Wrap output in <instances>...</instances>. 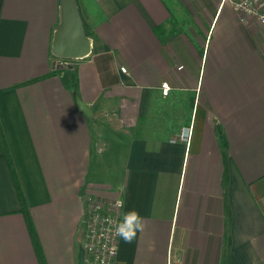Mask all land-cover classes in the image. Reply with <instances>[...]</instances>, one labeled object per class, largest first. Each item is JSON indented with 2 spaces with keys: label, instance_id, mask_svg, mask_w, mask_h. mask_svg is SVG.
I'll use <instances>...</instances> for the list:
<instances>
[{
  "label": "crops",
  "instance_id": "obj_1",
  "mask_svg": "<svg viewBox=\"0 0 264 264\" xmlns=\"http://www.w3.org/2000/svg\"><path fill=\"white\" fill-rule=\"evenodd\" d=\"M75 3L90 50L59 60V0H0V264L84 262L86 195L146 225L112 264H264V24L225 0Z\"/></svg>",
  "mask_w": 264,
  "mask_h": 264
},
{
  "label": "built area",
  "instance_id": "obj_2",
  "mask_svg": "<svg viewBox=\"0 0 264 264\" xmlns=\"http://www.w3.org/2000/svg\"><path fill=\"white\" fill-rule=\"evenodd\" d=\"M223 1V0H222ZM230 3L237 19L245 23L254 19L257 23L264 24V0H225ZM123 72L124 69L121 67ZM168 87L162 83L165 93ZM182 141H187L189 130L183 129L179 135ZM118 198L103 199L86 195L83 198V216L85 243L83 247L85 264H112L115 255L116 222L119 221L121 207L117 205ZM113 223H106L107 219Z\"/></svg>",
  "mask_w": 264,
  "mask_h": 264
},
{
  "label": "water",
  "instance_id": "obj_3",
  "mask_svg": "<svg viewBox=\"0 0 264 264\" xmlns=\"http://www.w3.org/2000/svg\"><path fill=\"white\" fill-rule=\"evenodd\" d=\"M90 50V41L84 34L82 21L75 0H59V21L52 33L51 54L61 60H71L86 56ZM62 66L58 61V65ZM68 68L70 64H66ZM75 108L83 115H89L90 109L86 103L75 97ZM78 264H84L83 257Z\"/></svg>",
  "mask_w": 264,
  "mask_h": 264
},
{
  "label": "clouds",
  "instance_id": "obj_4",
  "mask_svg": "<svg viewBox=\"0 0 264 264\" xmlns=\"http://www.w3.org/2000/svg\"><path fill=\"white\" fill-rule=\"evenodd\" d=\"M117 205L121 208L124 207V201L118 200ZM106 223H113L109 218ZM146 225L140 213L136 210H129L124 212L122 219L116 222V234L121 237L125 243H131L137 236L138 232H143Z\"/></svg>",
  "mask_w": 264,
  "mask_h": 264
},
{
  "label": "trees",
  "instance_id": "obj_5",
  "mask_svg": "<svg viewBox=\"0 0 264 264\" xmlns=\"http://www.w3.org/2000/svg\"><path fill=\"white\" fill-rule=\"evenodd\" d=\"M15 186H16V189L18 191V197H19V203H20V211L23 213V216L26 219L27 228L30 231L31 230L30 222L28 221V219L26 217L24 202H23V199L21 197V194L19 193V190L17 188L16 182H15ZM33 243H34L35 253H36L37 257H39V254H38L39 253V249H37L35 238H34V242Z\"/></svg>",
  "mask_w": 264,
  "mask_h": 264
},
{
  "label": "rangeland",
  "instance_id": "obj_6",
  "mask_svg": "<svg viewBox=\"0 0 264 264\" xmlns=\"http://www.w3.org/2000/svg\"><path fill=\"white\" fill-rule=\"evenodd\" d=\"M81 11H82V13H81V16H82V19H83V26L85 27V28H88L89 26H88V21H87V18H86V15L84 14V12H83V9L81 8ZM81 19V20H82Z\"/></svg>",
  "mask_w": 264,
  "mask_h": 264
}]
</instances>
